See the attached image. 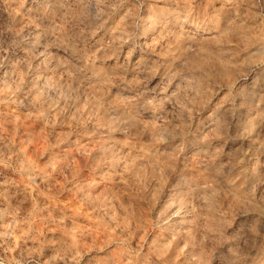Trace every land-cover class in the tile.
<instances>
[{"label":"clouds","instance_id":"obj_1","mask_svg":"<svg viewBox=\"0 0 264 264\" xmlns=\"http://www.w3.org/2000/svg\"><path fill=\"white\" fill-rule=\"evenodd\" d=\"M0 264H264V0H0Z\"/></svg>","mask_w":264,"mask_h":264}]
</instances>
